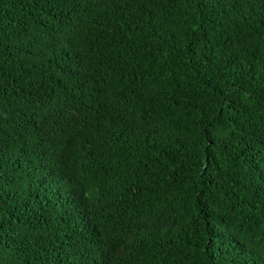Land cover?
Segmentation results:
<instances>
[{
    "label": "trees",
    "instance_id": "1",
    "mask_svg": "<svg viewBox=\"0 0 264 264\" xmlns=\"http://www.w3.org/2000/svg\"><path fill=\"white\" fill-rule=\"evenodd\" d=\"M0 264H264V0H0Z\"/></svg>",
    "mask_w": 264,
    "mask_h": 264
}]
</instances>
